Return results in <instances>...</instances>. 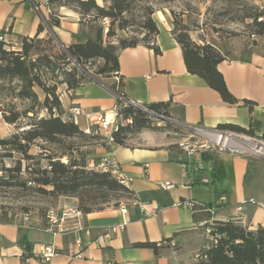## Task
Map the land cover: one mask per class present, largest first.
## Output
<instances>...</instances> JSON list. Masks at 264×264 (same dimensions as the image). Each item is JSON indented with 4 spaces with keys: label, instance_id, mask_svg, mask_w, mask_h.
Segmentation results:
<instances>
[{
    "label": "crops",
    "instance_id": "1",
    "mask_svg": "<svg viewBox=\"0 0 264 264\" xmlns=\"http://www.w3.org/2000/svg\"><path fill=\"white\" fill-rule=\"evenodd\" d=\"M110 1L96 0L100 7L108 6ZM253 1L264 5V0ZM49 10L48 0H0V32L5 41L19 50L20 39L36 37L42 25L45 30L39 38L52 36L64 48L94 37V22L82 26V15L75 8L62 6L55 10L58 26L49 25ZM154 19L159 28L156 45L161 54L156 55L144 44L120 51V79L90 76L76 90L74 98L63 87L60 91L64 110L78 105L85 113L109 114L116 103L110 87L116 83L128 99L143 107L168 103L170 119L180 124L207 130L222 125L245 129L252 126L254 137L264 141V46L210 33L204 39L193 37L199 45L211 44L224 57L218 70L239 101L229 105L202 78L187 71L182 49L172 34L171 12L158 10ZM244 101L253 102V109L245 106ZM86 124L82 118L81 130ZM176 144L165 134L145 130L125 146L106 144L98 148L92 157L114 156L132 180V198L125 205L126 213L118 206L84 214L82 223L90 235H82V259L74 257L79 251L76 235L52 233L46 216L29 223L0 225V264H24L26 250L21 238L31 244L32 257L26 264H196L195 254L207 245L205 224L235 220L250 230L264 227V206L243 204L250 199L264 204V158L208 154L212 157L210 172L216 178L212 181L199 174L203 168L201 155L189 157ZM196 180L200 182L195 184ZM163 183H171L175 188L164 190ZM221 197H226L225 203L220 202ZM187 201L212 205L211 218H204L203 213L208 212L199 211L195 216V210L180 205ZM68 208H78L77 198H58L50 212L60 215ZM124 222L127 226L123 230L105 238L112 228ZM138 243L157 244L158 254L135 247ZM48 245L57 250V255L43 263L37 256Z\"/></svg>",
    "mask_w": 264,
    "mask_h": 264
},
{
    "label": "trees",
    "instance_id": "2",
    "mask_svg": "<svg viewBox=\"0 0 264 264\" xmlns=\"http://www.w3.org/2000/svg\"><path fill=\"white\" fill-rule=\"evenodd\" d=\"M140 1L143 0H111L108 6L100 7L96 0H48L51 15L49 25L51 26L60 24L55 10L62 6L78 10L82 15V26L86 27L87 23L94 22V26L91 27L95 30L94 37L85 43L73 44L66 50L52 36L48 39L39 38V34L45 30L43 25L39 27V34L36 37L20 39L19 50H14L0 32V85L4 88L6 84H16L17 98L33 103V107L24 113L14 110L11 115L4 117L5 122L10 125H16L22 116L28 121L24 127H19L16 134L0 140V147L7 150L8 157L18 153L23 157V161L28 163L25 171L30 175V179L20 180V175L23 173L21 160L14 168L5 169L8 176L0 179L2 184L24 188L28 184H34L38 192L49 194L57 199L77 198L78 208L84 214L106 209H93L95 206H101L102 203L95 198L85 200V194L99 192L106 195L105 200L110 194L121 195L127 200L132 198L130 189L121 185L110 173L95 170L87 161L88 154H82L81 158H74L65 153L63 158H67L68 161L63 163L60 158L41 151L39 159L45 160L47 164L44 167L32 168L33 165H29V162L35 157L29 153L37 142L57 146L65 141L81 137H101L85 135L81 128L69 119V111L63 108V92L60 91V86L65 87V91L74 98L76 90L89 81L87 65L93 62H101L95 73L96 76L120 79V51L140 44L149 46L156 55L161 54L160 48L156 45L159 34V28L154 19L156 11L151 7L144 8L143 20L138 24L143 31L142 39L135 36L130 39L121 37L118 43L109 41L117 35V31L125 32L131 26L126 15L131 12L135 3ZM171 15L173 17L172 34L182 49L187 71L202 78L211 89L220 94L225 103L237 105L238 99L231 94L223 75L218 70V65L224 61L222 54L211 44L199 45L194 42L184 28H177L178 20L172 12ZM89 16L93 18V21L86 20ZM247 18H251L258 27L256 35L264 36V9L256 10L255 14ZM102 19L112 21L107 31L95 25ZM178 30L179 34H177ZM78 67L83 70L81 71ZM110 88L114 92L122 93L116 83ZM37 89L42 92L43 101ZM35 105L39 106V111L35 110ZM244 105L252 110L254 103L244 101ZM168 106V103H157L147 105L146 108L165 118H170ZM31 112L33 115L29 117ZM121 115L124 120L131 119L132 124L113 132L115 145L125 146L129 135L150 129V116L140 110L132 107L125 108L121 111ZM219 129L254 137L252 126L245 129L236 125H222ZM101 138L104 140L103 137ZM73 150L75 149L72 146L66 147V152ZM211 161L212 157L208 153L201 154L203 168L199 174L215 181V175L209 168ZM199 182L196 180L195 184ZM46 188L51 190L45 191ZM194 210L195 216L199 211L208 212L203 213V216L209 220L213 206L204 205ZM3 220L5 223H13L5 218ZM203 228L205 236L207 237L209 231V237L214 238L215 241L211 242L207 237V245L200 250L205 258L197 261L196 264H264V227L250 230L239 221L230 220L207 223ZM20 243L25 246L24 264H26L25 261L32 257L31 244L23 238L20 239ZM135 247L151 249L155 254L159 251L155 243H138Z\"/></svg>",
    "mask_w": 264,
    "mask_h": 264
},
{
    "label": "rangeland",
    "instance_id": "3",
    "mask_svg": "<svg viewBox=\"0 0 264 264\" xmlns=\"http://www.w3.org/2000/svg\"><path fill=\"white\" fill-rule=\"evenodd\" d=\"M145 7H151L155 11L167 9L172 12L179 23L177 28H184L192 39L193 37L203 38L208 35L207 33H210L216 34L220 38L245 39L253 46H264V36L256 35L258 27L251 18H247L249 15L255 14L256 10L264 9V5H256L253 0H143L135 3L131 12L126 15L131 26L125 32L117 31V35L109 41L118 43L121 37L130 39L135 36L142 39L143 35L141 33L143 31L138 24L143 20ZM86 20L93 21V18L89 16ZM111 22L110 19H102L98 20L95 25L106 29L110 27ZM177 34H179V30ZM100 65L101 62L88 64L87 76L89 78L90 76L98 77L95 73ZM102 78L107 79L106 77ZM2 87L0 85V140L16 134L19 127H24L28 121L27 118L22 116L16 125H10L5 122L4 117L11 115L14 110L24 113L33 107V103L17 98L16 84H6L4 88ZM60 89L62 90L63 87L60 86ZM37 93L43 101L42 92L37 89ZM34 107L35 110L39 111L38 105ZM32 115L31 112L28 116L32 117ZM150 119V129L148 130L167 135L177 143L176 147H179L181 142L189 139V134L180 125L155 116H150ZM136 135L134 133L129 135L127 143ZM101 145H106L101 137L90 138L87 136L68 140L57 146L37 142L30 150L29 154L34 156L35 159L30 161L29 165H33L32 168H38L47 164L45 160L39 159L41 151L60 158L63 163L68 161L67 158H63L65 153L72 155L74 158H81L82 154H88L87 161L95 165L99 159L92 156L97 154ZM67 146H72L75 150L66 152ZM7 155V150L0 147V179L8 176L5 169L14 168L16 163L22 160L23 173L20 175V180H29L30 175L25 171L28 163L23 161V157L18 153H13L11 157ZM50 190V188L45 189V191ZM84 198L85 200L95 198L102 203L101 206H95L93 209L118 207L126 205L128 202L126 197L122 198L121 195L115 194H110L105 200L106 195L99 192L85 194ZM56 201L57 197L38 192L34 184H28L24 188L20 186L9 187L0 182V211L2 217L8 221L23 222V216L27 213L31 215L32 221L37 218L46 219L48 213L55 207Z\"/></svg>",
    "mask_w": 264,
    "mask_h": 264
},
{
    "label": "built area",
    "instance_id": "4",
    "mask_svg": "<svg viewBox=\"0 0 264 264\" xmlns=\"http://www.w3.org/2000/svg\"><path fill=\"white\" fill-rule=\"evenodd\" d=\"M50 12V10H49ZM108 28L105 29L107 31ZM2 39V38H1ZM116 103L109 114L103 113H85L84 110L78 106L73 105L69 110V119L79 127L81 126V119L85 118L87 124L83 128V132L88 136H101L104 138V142L107 145L114 144V138L112 136L113 132L118 131L119 128L126 125H131L132 120H124L121 115V111L125 108H135L146 113L149 116H155L162 120H167L180 125L188 134L189 139L183 141L179 144V148L186 153L189 157L197 154H213V153H228L230 155H251L256 157L264 158V141L252 136L240 135L228 130L214 129L207 130L199 126H187L173 121L170 118H165L155 112L149 110L146 107L138 105L134 101L128 99L123 93L115 92ZM97 171H103L110 173L121 185L129 188L131 179L127 177L122 170L120 163L117 159L108 155L106 157L100 158L96 165L92 166ZM164 190H172L175 186L171 183H163L161 185ZM220 202L225 203L226 197H221ZM243 204H250L257 207H263L264 204L260 201L250 199ZM180 205L187 207L190 210H194L195 207L200 205L195 201H187L181 203ZM121 211L126 213V206H121ZM84 213L79 210V208H68L64 209L60 215L54 212H49L47 219L50 224V229L54 234L76 235V246L79 249L78 253L74 256L76 258L82 259V249L83 240L82 235L89 236L90 230L84 226L82 223V218ZM23 221L29 223L31 221V215L29 213L23 216ZM3 224V218L0 211V225ZM127 226L124 222L119 227H114L106 234L105 238L109 239L112 233H116L118 230H123ZM209 231L207 232V237L211 242L215 239L209 237ZM208 249V247H206ZM205 248V249H206ZM57 255V250L52 246H45L43 251L37 256L38 260L43 263L50 262ZM205 258L201 251H198L194 259L199 261Z\"/></svg>",
    "mask_w": 264,
    "mask_h": 264
},
{
    "label": "water",
    "instance_id": "5",
    "mask_svg": "<svg viewBox=\"0 0 264 264\" xmlns=\"http://www.w3.org/2000/svg\"><path fill=\"white\" fill-rule=\"evenodd\" d=\"M64 48V47H63ZM66 50V48H64Z\"/></svg>",
    "mask_w": 264,
    "mask_h": 264
}]
</instances>
